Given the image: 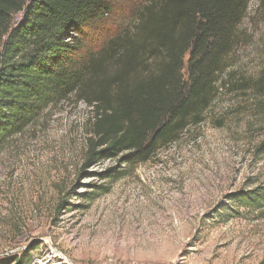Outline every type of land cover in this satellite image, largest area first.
Here are the masks:
<instances>
[{
  "label": "rangeland",
  "instance_id": "1",
  "mask_svg": "<svg viewBox=\"0 0 264 264\" xmlns=\"http://www.w3.org/2000/svg\"><path fill=\"white\" fill-rule=\"evenodd\" d=\"M141 1L117 0L88 45L132 36ZM237 35L204 121L147 162H89L93 108L76 96L12 134L0 150V262L264 264V203L233 201L264 190V0H250Z\"/></svg>",
  "mask_w": 264,
  "mask_h": 264
},
{
  "label": "trees",
  "instance_id": "2",
  "mask_svg": "<svg viewBox=\"0 0 264 264\" xmlns=\"http://www.w3.org/2000/svg\"><path fill=\"white\" fill-rule=\"evenodd\" d=\"M116 1L0 0V150L70 96L93 108L89 162L120 152L147 162L204 121L227 82L221 74L250 0H143L132 36L95 52L89 33ZM233 201L260 206L264 190Z\"/></svg>",
  "mask_w": 264,
  "mask_h": 264
}]
</instances>
